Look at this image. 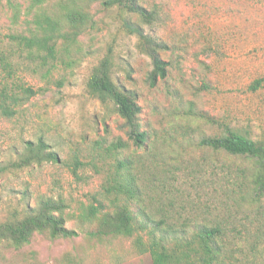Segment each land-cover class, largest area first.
Here are the masks:
<instances>
[{
	"label": "rangeland",
	"instance_id": "374dc122",
	"mask_svg": "<svg viewBox=\"0 0 264 264\" xmlns=\"http://www.w3.org/2000/svg\"><path fill=\"white\" fill-rule=\"evenodd\" d=\"M49 1V2H48ZM45 5H52L48 0ZM32 0H0V44L26 28ZM14 4L20 9L14 19ZM140 13L93 2L94 26L80 36V48L52 72L19 71L16 84L0 72V92L13 112L0 109V160H17L27 141L44 139L60 162L34 163L0 178V221L38 205L42 197L63 198L80 214L90 203L111 208L103 184L115 157L107 151L118 139L128 143L121 158L137 156L140 182L162 195L166 214L178 225L205 220L214 207L229 168L246 158L202 146L204 136L228 127L264 139V0H140ZM116 82L137 96L142 111L144 147L130 138L125 120L112 103L88 91L93 67L110 51ZM154 54L168 63L155 85L150 75ZM261 80L262 85H252ZM23 85L36 92H22ZM15 91V92H14ZM16 97V101L12 100ZM69 226H76L73 219ZM72 239L37 234L21 249L0 241V264H62L63 252L80 255L83 264H153L132 238L89 241L78 229Z\"/></svg>",
	"mask_w": 264,
	"mask_h": 264
},
{
	"label": "trees",
	"instance_id": "16d2710c",
	"mask_svg": "<svg viewBox=\"0 0 264 264\" xmlns=\"http://www.w3.org/2000/svg\"><path fill=\"white\" fill-rule=\"evenodd\" d=\"M47 1L32 0L26 28L9 34L7 42L0 44V72L13 85L24 66L34 65V71L46 70L50 74L59 61L80 48V36L94 26L91 7L97 0H53L52 5H45ZM102 2L147 14L140 0ZM20 12L14 4V19H19ZM114 66L110 49L93 67L88 91L101 102L112 103L125 120L130 138L138 147H144L147 133L141 129V105L133 91L116 82ZM167 74L168 63L154 54L151 83L155 85L159 77ZM261 85L262 81L257 80L252 88L256 90ZM19 86L22 92H36L32 87ZM12 91L8 86L0 90ZM7 98L11 97L0 99V109L11 114L13 106ZM12 100L16 101V97ZM200 144L247 160L245 166L229 168L224 180L214 185L219 194L209 201L214 207L209 214L212 217L190 226L178 225L161 205L162 195L153 194L140 182L135 165L138 157H120L128 143L118 139L107 148L119 157H115L103 184L111 208L106 209L98 200V205L90 203L75 215L63 198L42 197L38 205L0 221V241L21 249L31 244L37 234L52 240L72 239L79 236L81 229L92 242L132 238L140 253L151 255L153 264H264V139L228 127L220 134L204 136ZM46 162H60L58 152L44 139L27 141L17 160H0V178L12 170ZM71 219L76 226L68 225ZM57 260L62 264H83L82 257L72 251L63 252Z\"/></svg>",
	"mask_w": 264,
	"mask_h": 264
}]
</instances>
